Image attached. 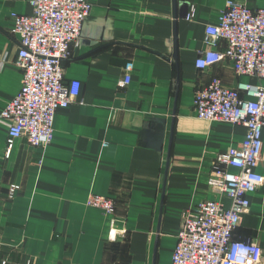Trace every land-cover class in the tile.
<instances>
[{
    "label": "crops",
    "instance_id": "obj_1",
    "mask_svg": "<svg viewBox=\"0 0 264 264\" xmlns=\"http://www.w3.org/2000/svg\"><path fill=\"white\" fill-rule=\"evenodd\" d=\"M226 1L91 0L65 61V80L79 81L80 93L57 111L52 142L35 147L23 136L7 156L8 126L0 124V264H172L184 212L205 199L230 205L209 184L212 163L247 128L199 118L194 105L214 76L228 87L261 82L229 60L197 67L203 50L225 47H210L206 28L220 22ZM14 12L31 14L29 0H0V113L23 85ZM127 62L134 69L122 86ZM256 170L264 176V146ZM12 183L22 188L10 199ZM92 193L114 198V223L87 205ZM248 198L234 236L264 250V186ZM112 227L126 233L111 240Z\"/></svg>",
    "mask_w": 264,
    "mask_h": 264
},
{
    "label": "built area",
    "instance_id": "obj_2",
    "mask_svg": "<svg viewBox=\"0 0 264 264\" xmlns=\"http://www.w3.org/2000/svg\"><path fill=\"white\" fill-rule=\"evenodd\" d=\"M29 2L31 14H12L11 31L19 41L15 64L23 72V85L0 113V124L8 126L7 156L14 142L23 136L32 146L49 145L54 138L57 111L68 107L79 96L81 87L77 80H65V61L81 37L92 9L91 0ZM195 12V6H191L184 17L192 20ZM221 41L225 42L223 49L210 48L199 54L197 67L208 69L229 60L238 75L254 76L261 82L240 81L228 87L214 76L196 90L194 105L199 118L242 124L247 132L238 145L219 153L212 163L209 184L225 193L230 205L205 199L184 212L172 264H261L264 255L256 240L234 236L241 218L250 210L248 194L264 186V176L256 170L264 146V7L251 8L227 0L220 22L206 28L210 47H217ZM133 69V62H127L122 86L131 82ZM21 188L12 183L9 198H15ZM87 205L113 216L114 223V198L92 193ZM119 233L125 234L126 229L112 227L110 239L115 240Z\"/></svg>",
    "mask_w": 264,
    "mask_h": 264
}]
</instances>
